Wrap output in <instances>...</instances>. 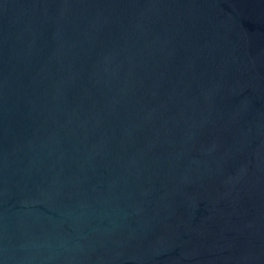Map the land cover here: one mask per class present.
<instances>
[{"label":"water","instance_id":"water-1","mask_svg":"<svg viewBox=\"0 0 264 264\" xmlns=\"http://www.w3.org/2000/svg\"><path fill=\"white\" fill-rule=\"evenodd\" d=\"M0 264H264V0H0Z\"/></svg>","mask_w":264,"mask_h":264}]
</instances>
